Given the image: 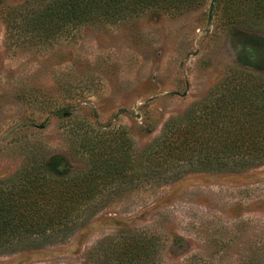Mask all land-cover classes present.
<instances>
[{
    "label": "rangeland",
    "instance_id": "rangeland-1",
    "mask_svg": "<svg viewBox=\"0 0 264 264\" xmlns=\"http://www.w3.org/2000/svg\"><path fill=\"white\" fill-rule=\"evenodd\" d=\"M25 1L0 0V178L33 152L83 168L76 147L99 129L124 130L142 148L230 67L245 61L264 73V30L226 22L223 0L12 44L2 9ZM127 233L148 238V264H264V164L129 187L66 241L1 255L0 264H84Z\"/></svg>",
    "mask_w": 264,
    "mask_h": 264
},
{
    "label": "trees",
    "instance_id": "trees-1",
    "mask_svg": "<svg viewBox=\"0 0 264 264\" xmlns=\"http://www.w3.org/2000/svg\"><path fill=\"white\" fill-rule=\"evenodd\" d=\"M201 1L26 0L5 5L2 12L8 42L44 43L85 25L181 12ZM222 2L226 22L264 30V0ZM245 65L230 67L200 99L170 116L142 148L124 130L99 129L94 140L83 138L76 147L87 156L83 168H61L59 160L33 152L13 174L0 178V256L66 241L92 220L107 197L129 187L264 164V73ZM151 247L142 235L121 234L99 244L84 264H148Z\"/></svg>",
    "mask_w": 264,
    "mask_h": 264
}]
</instances>
